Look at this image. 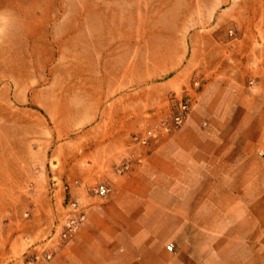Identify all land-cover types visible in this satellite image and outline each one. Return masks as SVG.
I'll list each match as a JSON object with an SVG mask.
<instances>
[{
  "label": "crops",
  "instance_id": "1",
  "mask_svg": "<svg viewBox=\"0 0 264 264\" xmlns=\"http://www.w3.org/2000/svg\"><path fill=\"white\" fill-rule=\"evenodd\" d=\"M158 34L143 49L138 36L125 49L85 38L82 92L61 93L66 105L50 113L56 129L88 127L82 154L46 166L67 179L84 215L37 264H264V91L212 76L191 92L181 127L141 145L134 136L164 122L169 94L204 69L188 61L180 29ZM11 167L25 175L3 161L2 176ZM98 183L103 198L88 194Z\"/></svg>",
  "mask_w": 264,
  "mask_h": 264
},
{
  "label": "rangeland",
  "instance_id": "2",
  "mask_svg": "<svg viewBox=\"0 0 264 264\" xmlns=\"http://www.w3.org/2000/svg\"><path fill=\"white\" fill-rule=\"evenodd\" d=\"M176 28L186 36L188 61L204 65L187 89L194 92L197 82L200 90L212 76L227 75L264 91V0H0V125L10 120L15 127L0 126L5 264L39 263L66 238L70 222L84 215L67 179L48 176L46 166L57 169L67 155L82 154L88 127L80 122L56 129L50 113L66 105L58 103L61 93L82 92L85 38L107 49L118 48L117 39L125 49L138 36L143 49L158 33ZM3 161L21 163L25 175L11 167L12 175L2 176ZM100 186L88 194L97 195Z\"/></svg>",
  "mask_w": 264,
  "mask_h": 264
},
{
  "label": "built area",
  "instance_id": "3",
  "mask_svg": "<svg viewBox=\"0 0 264 264\" xmlns=\"http://www.w3.org/2000/svg\"><path fill=\"white\" fill-rule=\"evenodd\" d=\"M193 88L197 90L199 88V83L195 82ZM193 89H185L181 95L171 94L168 98V102L170 104L171 116L168 121H164L160 123L158 127H155L148 132L144 136L134 137V140L141 145H146L150 139H154L157 137V132H163L164 134H171L176 131L179 127L182 126L185 119L188 117L191 104L193 102V97L191 96V92ZM260 158L264 159V153H260ZM126 169V166H123V170ZM96 194L103 198L107 195V188L105 186H100L96 190ZM73 208H77L76 205H73ZM83 217V216H82ZM82 217H80L79 222L71 221L68 225V232H73L78 224L82 221ZM66 235L63 236L65 238ZM171 250V248H169Z\"/></svg>",
  "mask_w": 264,
  "mask_h": 264
}]
</instances>
